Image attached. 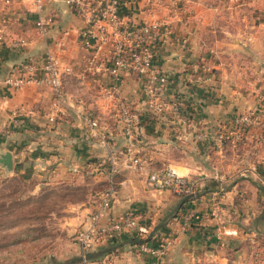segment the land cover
Segmentation results:
<instances>
[{"label": "crops", "instance_id": "0c3cea01", "mask_svg": "<svg viewBox=\"0 0 264 264\" xmlns=\"http://www.w3.org/2000/svg\"><path fill=\"white\" fill-rule=\"evenodd\" d=\"M9 1L0 0V79L16 75L21 62L40 65L48 55L69 74L62 77L58 105L44 87H0V157L8 154L11 161L10 169L0 164L3 177L65 183L89 171L97 173L96 181L106 180L108 154L120 161L127 149L118 101L138 117L132 147L145 165L114 176L112 204L100 222L132 215L150 227L148 246L171 245L152 257L122 236L96 243L87 256L98 261L89 264H224L245 240L264 239V132L238 131L233 124L238 115L264 114L257 98L264 90V0H121L119 16L132 29L166 24L153 49L167 78L159 114L131 73L121 72L117 93L111 91L105 71L110 48L83 49V21L62 0L43 5L44 35L35 30V15L24 0ZM16 39H25L26 46L11 48ZM83 115L97 120L103 145ZM164 167L193 181L199 197L179 208V197L148 188L147 173ZM92 208L79 207L78 225Z\"/></svg>", "mask_w": 264, "mask_h": 264}, {"label": "built area", "instance_id": "2783aa9c", "mask_svg": "<svg viewBox=\"0 0 264 264\" xmlns=\"http://www.w3.org/2000/svg\"><path fill=\"white\" fill-rule=\"evenodd\" d=\"M48 1L51 0H24L35 15L34 28L40 35H44L46 31L42 9ZM62 2L83 21L84 28L79 32L80 46L83 49L90 50L100 44L110 48V60L105 71L112 79L111 91L117 93L115 83L121 72L131 73L141 80V90L152 103L153 110L157 114L162 113L165 105L167 78L154 62L153 49L161 38L159 30L161 27L165 28L166 24L152 21L137 29H132L119 16L121 0H62ZM4 4L9 5L10 1L4 0ZM4 41V31L0 29V47L3 46ZM26 44L25 39H16L10 46L19 50ZM180 44L184 46V41H180ZM68 74L67 67H61L55 57L48 55L40 65L21 62L16 69V75L0 79V87L20 89L29 84L44 87L50 91L54 103L58 105L64 97L61 80L64 75ZM257 98L264 102V90L258 92ZM118 109L122 123L121 134L127 143V149L120 161L113 152L108 154V186L104 192L99 194L92 210L86 215L74 235V241L78 247L79 264H89L87 255L96 243L112 242L122 236L143 240L151 232L147 223L139 221L132 215H125L119 220H110L104 224L100 222L112 204L115 193L113 177L121 170L142 169L145 165V159L135 154L132 147L133 128L138 117L131 114L121 101H118ZM82 121L103 145L106 138L104 133L99 131L97 120L89 115H83ZM233 124L238 131L254 129L264 132V114L238 115L234 117ZM224 140L225 134L220 133L216 141L221 144ZM146 184L150 189L168 191L176 196L179 194L194 195L192 186L187 185L184 179L168 167L153 169L147 173ZM170 245V241H163L156 246L140 244L136 247L142 253L159 257L164 255Z\"/></svg>", "mask_w": 264, "mask_h": 264}, {"label": "rangeland", "instance_id": "374dc122", "mask_svg": "<svg viewBox=\"0 0 264 264\" xmlns=\"http://www.w3.org/2000/svg\"><path fill=\"white\" fill-rule=\"evenodd\" d=\"M95 174L83 171L65 183L0 174V264H75L79 207L94 206L108 183ZM224 264H264V239L245 240Z\"/></svg>", "mask_w": 264, "mask_h": 264}, {"label": "trees", "instance_id": "16d2710c", "mask_svg": "<svg viewBox=\"0 0 264 264\" xmlns=\"http://www.w3.org/2000/svg\"><path fill=\"white\" fill-rule=\"evenodd\" d=\"M61 89L62 88V80H61ZM118 114V113H117ZM113 181L115 182V179L113 177ZM187 185L192 186V189L194 191V195H188V194H179L177 197L180 198V206L179 208H182L185 205H188L189 203L193 202L195 199H197L199 197V191L195 186V183L193 181H186ZM108 186V183H107ZM107 188V187H106ZM106 188L102 189V191L100 192V194L102 192H104L106 190ZM176 196V195H175ZM153 235L152 232H150V234L143 240H138L136 238H130V241L132 244H134L135 246L140 245V244H149L153 241ZM94 256V255H93ZM92 255H89L87 257H93ZM91 259V258H90ZM75 264H79V259H76V263Z\"/></svg>", "mask_w": 264, "mask_h": 264}, {"label": "water", "instance_id": "95a60500", "mask_svg": "<svg viewBox=\"0 0 264 264\" xmlns=\"http://www.w3.org/2000/svg\"><path fill=\"white\" fill-rule=\"evenodd\" d=\"M0 164L3 165L6 169H10L11 167L10 156L8 154L1 156Z\"/></svg>", "mask_w": 264, "mask_h": 264}]
</instances>
